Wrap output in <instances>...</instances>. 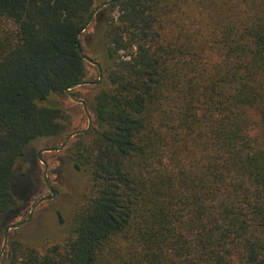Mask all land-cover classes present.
Returning <instances> with one entry per match:
<instances>
[{"label": "trees", "instance_id": "16d2710c", "mask_svg": "<svg viewBox=\"0 0 264 264\" xmlns=\"http://www.w3.org/2000/svg\"><path fill=\"white\" fill-rule=\"evenodd\" d=\"M96 2L0 0L2 225L32 193L19 180L35 168L18 172L30 143L69 131L58 96L88 81L80 36ZM99 11L105 77L66 148L88 175L81 205L61 239L14 240L4 264H264V0Z\"/></svg>", "mask_w": 264, "mask_h": 264}, {"label": "rangeland", "instance_id": "374dc122", "mask_svg": "<svg viewBox=\"0 0 264 264\" xmlns=\"http://www.w3.org/2000/svg\"><path fill=\"white\" fill-rule=\"evenodd\" d=\"M100 4L101 0H97L96 6L98 7ZM98 12H100L99 9L95 10L93 21L83 30L80 36L83 52L96 62L99 60L94 56L93 48L96 40L94 32ZM95 48L101 49L99 45H95ZM87 67L88 81L76 87L74 90L78 93V95H75L77 98L86 101L93 120V111L87 98L93 95L96 90V85L101 83L105 74L102 71V77L100 79L99 68L95 64L87 61ZM58 98L70 115L69 131L60 137L38 138L28 146L33 156H30L29 160L19 165L18 172L22 176L26 172H29L32 167L35 168V171L30 174V178H24L23 176L19 180V182H27L29 185L27 186L32 193L20 212V215L9 221L8 225L29 219L20 227L9 230L5 248L6 226L0 224V264H4L6 253L11 246V242L14 240H20L42 247L61 239L69 223H71L76 209L81 205V194L88 185L87 173L75 168L66 150L67 146L76 140L77 135L83 133H78L73 136L61 150L42 152V159L47 162L48 166L46 173L45 165L38 157V153L44 148L59 146L71 132L85 129L88 126V117L81 102L73 100L66 93L59 95ZM46 179L54 190L53 194L48 188ZM21 183H17L18 188H20ZM48 196L51 197L41 201L31 215L33 206L39 200Z\"/></svg>", "mask_w": 264, "mask_h": 264}, {"label": "water", "instance_id": "95a60500", "mask_svg": "<svg viewBox=\"0 0 264 264\" xmlns=\"http://www.w3.org/2000/svg\"><path fill=\"white\" fill-rule=\"evenodd\" d=\"M109 2H110V0H108V1H106V2H104V3H102V4H100V6L98 7V9H99L100 7H102V6L107 5ZM94 16H95V14L93 13V14L91 15V17L89 18L88 22L86 23L84 29H86L87 26H89V25L91 24V22H92L93 19H94ZM84 29H83V30H84ZM80 49H81L82 54L84 55L85 60H86V61H89V62L92 63V64H95V65L99 68L100 79H101V77H102V69H101V65H100L98 62H96L95 60H93L91 57L87 56V55L83 52L81 46H80ZM84 83H86V82H84ZM81 84H82V83H74V84L70 85L69 87H67V88L65 89V93L68 94L73 100H75V101H77V102H81V103L83 104L84 111H85V113H86V115H87V117H88V126H87V128H85V129H81V130H77V131H73V132H71V133L65 138V140L62 142V144H60L59 146H56V147H49V148H44L43 150H41V151L39 152V158H40V159L42 160V162L45 164V173L47 172V163L42 159V152H43V151H51V150H61L63 147H65V146L68 144V142L71 140V138H72L73 136H75V135L78 134V133H85V132H87V131L90 129V127L92 126V122H93V120H92V116H91V114H90V112H89V110H88V107H87L86 101L83 100V99H79V98H77V97L72 93V90L75 89L76 87L80 86ZM46 181H47V179H46ZM47 185H48V188H49L50 192H52V194H53V193H54V190H53V188L49 185L48 181H47ZM50 197H51V196H48V197H45V198H42L41 200H39V201L33 206V209H32V211H31V215H32V213H33L35 207H36L41 201H43V200H45V199H48V198H50ZM31 215H30V216H31ZM28 219H29V218H28ZM28 219H26V220H24V221H20V222L14 223V224H9V225L6 226V235H5L4 248H5L6 239H7V235H8L9 230L12 229V228H18V227H20L21 225H23L24 223H26V222L28 221ZM4 248H3V249H4Z\"/></svg>", "mask_w": 264, "mask_h": 264}, {"label": "flooded vegetation", "instance_id": "af4514ba", "mask_svg": "<svg viewBox=\"0 0 264 264\" xmlns=\"http://www.w3.org/2000/svg\"><path fill=\"white\" fill-rule=\"evenodd\" d=\"M38 157H39V153H38ZM46 162V161H45ZM47 163V162H46ZM45 165V164H44ZM48 167V166H47Z\"/></svg>", "mask_w": 264, "mask_h": 264}]
</instances>
